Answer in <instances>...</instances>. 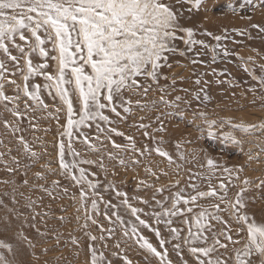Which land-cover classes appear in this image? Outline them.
<instances>
[{"label":"snow or ice","instance_id":"obj_1","mask_svg":"<svg viewBox=\"0 0 264 264\" xmlns=\"http://www.w3.org/2000/svg\"><path fill=\"white\" fill-rule=\"evenodd\" d=\"M204 3L206 0H0V127L15 141L19 156L31 161L21 165L17 157L11 156L12 166H9L4 157L10 156L12 149L0 141L7 149L0 151V163L10 175L21 173V168L30 169L39 162L41 153L34 151L21 134L25 131L24 122L33 129L36 119L55 123L54 129H45V132H54V159L45 160L41 165L43 171L34 176L37 180H46L48 175L59 176L69 182L65 186L54 179L49 188L41 185V191L53 198L73 202L76 221L87 238L85 264H111L104 252L98 251L97 243L107 249V240L116 237L117 233L115 249H121L122 243L126 245L131 241L143 250L146 260H155L157 264H174L168 245L179 257V264H264V220L257 221L254 214L248 212V203L244 199L250 189L264 188V178L241 181L239 173L243 168H223V172L228 173V184L223 180L212 184L211 174L218 166L208 159L202 167H207L210 175L190 173L185 187H180L179 179L157 187L160 177H167L169 173L145 168L146 178L139 180L136 188L137 192L152 190L151 197L144 199L129 197L127 192L116 187L114 181L104 184L97 178L98 173L91 171V168H97L107 180L105 157L116 162L113 168L118 166L127 170L139 165L140 158L153 152L172 168L175 161L168 152L147 145L137 148L134 138L116 125L126 122L135 109L176 108L179 103H186L180 96L174 100L167 98L170 92L188 91L176 89L177 79L183 82L184 78L169 73L173 68H186L189 64L207 67L199 59L201 53L189 56L197 45L211 54L212 64L218 57L226 60L235 56L242 71L252 81L245 89L253 96L251 103L260 101V109L264 111V63L256 64L252 56L240 57L221 44V41L231 39L227 29L222 35L206 30L199 33L216 42L211 44L196 39L195 29L182 25L184 9L178 5H190L186 10L191 13L200 10ZM225 4V11L233 15H238L245 7L250 11L264 9V0H241L239 7L234 6L235 0H225ZM240 18L252 20L251 15ZM250 27L258 34H264V25L253 23ZM232 31L236 36L253 39L248 29ZM177 41L182 42V48ZM233 43L241 41L233 40ZM250 51L257 52L256 49ZM174 57L185 58L188 63L181 64ZM253 66L260 69L259 75ZM224 74L214 68L201 73L192 81L200 86L194 98L200 99L199 93H203L201 103L206 105L210 100L207 92L210 81L203 77ZM216 82L227 83L229 87L239 86L232 80ZM244 83L248 84V81ZM150 92L158 94V99L148 101ZM133 97L139 98L133 100ZM46 98L51 103L46 102ZM37 113L41 115L36 116ZM192 116L194 120L204 121L210 130L216 127V122L209 120L203 111H194ZM220 123L235 130L224 136L226 141L250 146L244 153L249 162H264L261 160L264 157V117H257L255 123L233 124L231 120ZM145 127L139 125L141 129ZM212 134L210 131L209 135ZM115 137H123L129 143L118 144ZM77 144L81 148L78 149ZM109 146L115 151H105ZM40 147L43 155H52L42 143ZM176 147L179 149L180 145ZM125 153L131 154L128 160L124 158ZM178 159L183 160V155H178ZM180 169L181 166L176 165L173 173L179 176ZM233 173L239 181V190L229 197ZM21 174L27 175V172ZM153 177L154 182L149 183ZM198 177L207 181L206 191L199 190ZM23 184L28 185V180L25 179ZM70 192L71 196L68 195ZM165 192L169 194L164 195ZM105 193L110 194V199H104ZM137 204L145 205L150 211L135 206ZM194 208H200V211L194 212ZM142 215L150 217L151 222L141 218ZM176 218H182L180 222L186 226V234L184 228L173 226ZM32 219L35 220V216ZM81 219L83 223H80ZM101 220L108 226L105 227ZM161 224L168 232L167 238L158 227ZM92 226L99 232L98 236L88 231ZM31 227L36 228V225ZM143 229L154 234L157 246L142 234ZM22 238L29 247H35L27 237ZM67 242L80 247L75 237ZM15 255L13 244L0 239V264H16ZM112 256L118 257L119 252L113 251ZM119 258L124 264H131L125 257Z\"/></svg>","mask_w":264,"mask_h":264},{"label":"rangeland","instance_id":"obj_2","mask_svg":"<svg viewBox=\"0 0 264 264\" xmlns=\"http://www.w3.org/2000/svg\"><path fill=\"white\" fill-rule=\"evenodd\" d=\"M240 3L241 0H235L234 6L239 7ZM178 7L184 9V19L181 20L182 25L195 29L197 32L196 39H203L206 42L215 44V41H211L209 37L199 35V33L206 30L213 34L222 35L224 30L227 29L231 39L223 40L221 44L226 45L231 52L238 53L240 57L247 59L252 56L256 60V64L264 63V59H261V56H264V34H258L255 29L250 27L253 23L264 25V9L258 8L255 11H250L245 7L238 15H233L225 11V0H206L200 10H193L191 13L186 10L190 5H178ZM242 15H251L252 20L241 19ZM233 29H248L253 39L248 40L246 37L236 36L232 31ZM233 40L241 41V43H233ZM177 45L183 47L181 41H177ZM250 49H256L259 55H257V52L250 51ZM196 52L201 53L199 59L204 61L207 67L189 64L186 68H173L169 73L184 78L183 82L177 79L174 86L176 89H187L188 91H173L170 92L167 98L174 100L176 96H180L182 101H186V103L181 102L176 108L160 106L144 111L135 109L126 122L116 125L120 131L134 138L137 148H143L145 145L149 148L159 147L172 156L175 164L172 168H169L167 161L153 152L151 155L140 158L139 165L125 170L118 166L113 168L116 162L109 161L105 157V164L108 167L107 180L103 172H99L95 167L91 168V171L98 173L97 178L104 184H107L109 180L114 181L116 187L127 192L129 197L139 196L148 199L151 197L152 190L136 191L138 181L146 178L145 168H151L157 173L160 170L169 173L167 177H160L159 183L156 184L157 187L173 183L176 179L180 180V187H185L190 173H199L205 177L210 175L207 167H202V163L206 165L208 159L213 160L218 166L214 174H211L212 184H218L221 180L228 184V173L223 172V168H243V171L239 173L241 181L245 178L250 181H256L258 177L264 178V162H249L244 153L248 151L250 146L248 144L234 145L226 141L224 136L230 131L235 133V130H232L230 125L220 123L226 120H231L233 124H238L241 121L255 123L257 117H264V111L260 109V101L252 104V94L245 91L252 81L242 71V67L235 56H229L226 60L218 57L217 62L212 64L211 54L206 50H202L198 45L189 56L194 57ZM174 60H178L181 64L188 63L185 58L181 57H174ZM253 67L256 74L259 75L260 69ZM213 68L217 72H224L225 74L217 77L210 75L203 77L204 80L210 81L207 88L210 100L205 105L201 103L203 93H199L200 99L194 98V94L199 92L200 86H196L192 81L201 73L210 72ZM193 72H195V75H192ZM217 80H232L239 86L229 87L227 83H217ZM245 81H248V84H245ZM138 98L133 97V100ZM152 99H158V94L150 92L148 101ZM46 102L51 103L47 98ZM194 111H203L209 120L216 122V127L210 130L204 121L194 120L192 116ZM164 113L168 114L165 115ZM35 115L40 116L41 114L37 113ZM5 118L8 117L5 116ZM61 123H63V120ZM35 124L36 127L33 129L25 121L23 124L25 131L21 134L32 145L34 151L41 153L39 162L33 164L30 169L21 168V173L27 172V175L21 173L10 175L5 170L4 164L0 163V239L13 244L16 253L14 257L16 264H85L87 238L76 221L77 212L73 202L70 199L53 198L46 192L41 191V185L49 188L54 179L60 180L61 185L65 186L69 182L59 176L48 175L46 180H37L34 176L36 172L43 171L41 165L45 160L54 159L55 154L52 149L54 132H45V129H54L55 123L41 118L36 119ZM140 124L146 127L141 129L139 128ZM210 131L213 133L212 135H209ZM145 132L148 133L147 137L144 136ZM236 134L239 139V134ZM114 139L118 144L129 143L123 137H115ZM0 141H3L4 145L12 149L10 156L4 157L9 166H12L11 156L17 157L21 161V165L31 163V161H26L19 156L15 141L5 134L2 127H0ZM41 143L44 148L52 153L51 156L43 155V150L40 147ZM177 144L180 145L179 149L176 147ZM76 147L79 149L81 145L77 144ZM0 151H7V149L0 145ZM105 151L115 150L109 146ZM130 155V153H125V160H128ZM178 155H183V160L178 159ZM87 158L96 159L95 156H88ZM261 160L264 161V157ZM176 165L181 166L179 176L173 173ZM113 172H115V175H113ZM235 175L233 173L232 185H229V197H232L239 190V181L235 179ZM25 179L28 180L26 186L23 184ZM6 180L14 181V183H2ZM154 180V177L150 178L149 183L154 182ZM196 182L199 184V190H207L206 180L198 177ZM175 190L173 189V191ZM188 191H191V189H188ZM168 194L167 192L164 193V195ZM68 195L71 196V192ZM13 198L15 203H13ZM104 199H110V194L105 193ZM244 199L248 203V212L254 214L257 221L264 220V188L260 190L250 189L244 194ZM112 202L115 203L116 201L113 200ZM200 203L206 204L208 202L201 201ZM135 206L150 211L145 205L137 204ZM101 210L103 209L101 208ZM199 211L200 208H194V212ZM121 213L123 214V210H121ZM33 216H35V220L32 219ZM61 217L63 220H61ZM141 218L151 222L150 217L142 215ZM224 218L227 219V216L225 215ZM125 219L130 218L125 217ZM131 219L135 222L134 218ZM180 219L182 218H176L173 226L184 228L186 234L187 228L181 224ZM83 222V219H81L80 223ZM101 222L104 223L105 227L108 226L106 222L102 220ZM32 224H35L36 228L31 227ZM153 226L157 227V225ZM158 227H160L162 235L167 238L168 232L164 229V226L161 224ZM37 229H39V232ZM88 231L94 235H99L95 226L90 227ZM40 233H44V235L41 236ZM142 234L154 246L158 245V241L152 232L143 229ZM22 237H27V240L31 241L35 247H29L27 241ZM57 237H59V243H57ZM72 237L79 240V248L67 242ZM118 237L119 233L116 237L107 240V249L103 248L101 243H97L98 251H103L105 257L111 260V264H124L119 256L125 257L131 261V264H157L155 260H146L143 250L131 241L126 245L122 243L121 249H115L114 244L117 242ZM45 249H47L46 252ZM168 250L170 259L174 264H179V257L172 251L171 245H168ZM113 251L119 252V256L114 258L112 256ZM76 253H79V255ZM184 255L187 259L186 250Z\"/></svg>","mask_w":264,"mask_h":264}]
</instances>
